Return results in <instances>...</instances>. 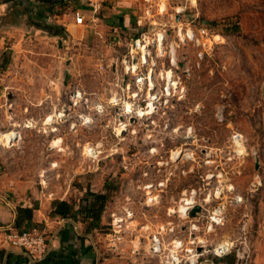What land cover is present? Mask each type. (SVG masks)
Segmentation results:
<instances>
[{
	"label": "rangeland",
	"instance_id": "obj_1",
	"mask_svg": "<svg viewBox=\"0 0 264 264\" xmlns=\"http://www.w3.org/2000/svg\"><path fill=\"white\" fill-rule=\"evenodd\" d=\"M168 2L169 13L153 17L157 28L144 29H168L170 48L177 25L190 23L203 42L175 45L172 94L161 84L157 108L128 110L147 101L146 93L134 97L135 87L127 90L122 82L120 58L136 27L113 46L93 34L80 43L68 40L70 61L56 69L51 88L64 89L53 101L69 107L52 111L58 153L36 176L29 170L46 163L34 152L16 156L13 165L36 178L40 195L62 193L72 183L70 199L78 200L88 188L113 186L107 205L134 210L132 231L142 237L138 253L151 259L146 264H161L148 253V234L163 227L168 246L172 226L185 243L196 239L198 264H212L220 244L229 245L223 256L233 264H264V0ZM177 8L182 11L174 18ZM170 57L157 58L156 76L169 68ZM78 90L82 96L73 105ZM89 147L99 154L90 155ZM193 192L203 207L195 217L182 210ZM141 223L148 230L138 228Z\"/></svg>",
	"mask_w": 264,
	"mask_h": 264
},
{
	"label": "crops",
	"instance_id": "obj_2",
	"mask_svg": "<svg viewBox=\"0 0 264 264\" xmlns=\"http://www.w3.org/2000/svg\"><path fill=\"white\" fill-rule=\"evenodd\" d=\"M141 2L0 0V130L21 133L11 146L0 143V251H5L4 264L9 252L13 254L9 264L27 263L22 250L12 247L8 241V234L18 230L15 221L19 206L34 208L32 222L25 228H41L49 238L51 251L41 264H134L138 260L146 264L151 260L133 253L130 242L121 253L108 248L106 230L110 204L99 228L89 229L80 218L51 216L52 202L70 200L74 185H65L59 194L40 195L36 178L27 176V170L21 166L13 165L16 156H30L34 152V158L40 157L46 163L45 167L38 169L36 165L29 170L36 176L51 168L47 163L58 153L53 146L56 130L52 111L69 107L63 101H53L54 95L63 96L64 89L61 87L54 92L51 88L57 79L56 69L63 60L67 64L70 61L65 57L68 40L80 43L93 34L95 39L107 40L112 46L115 42L121 43V33L136 26ZM75 11L83 15L82 24L76 22ZM63 70L67 73L69 69ZM27 122L32 125L27 126ZM64 150L62 146V152H66ZM230 259L216 257L211 262L231 264Z\"/></svg>",
	"mask_w": 264,
	"mask_h": 264
},
{
	"label": "built area",
	"instance_id": "obj_3",
	"mask_svg": "<svg viewBox=\"0 0 264 264\" xmlns=\"http://www.w3.org/2000/svg\"><path fill=\"white\" fill-rule=\"evenodd\" d=\"M168 1L142 0V13L137 17L135 26L137 33L128 40L126 53L120 58L123 70L122 82H124L126 89L132 90L133 85L135 87L134 97H138L141 93H146L147 96L144 106L139 105V102L136 105L135 103L128 105V110L137 114L144 113L143 110L145 108L150 110L157 108V104L160 101V93L162 94L163 92L159 88L161 84L165 95H171L172 90L177 87L174 75V68L178 65L174 54L176 51L175 45L180 46L188 43H193L197 46L203 45L196 28L190 23L183 26L180 22V25H177L176 39L171 42L170 48L168 47V29L159 28L157 31L144 29L147 24L157 28V22L153 17L169 13ZM188 1L192 5L195 4V0ZM180 11L182 9H176L174 18ZM75 20L80 24L84 22V17L80 11H75ZM167 48H169L168 53H166ZM165 56H171L168 59L169 68L165 69L163 73L160 72L159 76H156V69L159 66L157 58L161 59ZM73 96L77 99L74 104H77L82 93L78 90L73 93ZM102 108L101 104L97 106L98 110ZM26 125L30 126L32 122H27ZM20 134L18 130H0V143L11 146L15 139L19 138ZM88 152L92 156H97L100 151L97 147H89ZM151 199L154 200L155 197ZM183 204L182 210L185 215H188L190 210L196 205L195 193L193 192L188 198H184ZM107 206L105 210L108 209ZM109 212L111 218L106 230L108 248L114 253H121L124 245L130 242L133 253L138 254L142 237L138 232L134 234L132 231V229H135L133 227L136 226L133 223L136 220V216L132 207L125 204L122 210L115 211L112 208ZM139 227L140 229L145 228V230H148V224L141 223ZM169 230L174 237L168 246L163 234V227L159 231L148 234V253L153 257H157L161 264H198L199 257L195 247L196 239L193 238L188 243H185L174 226L170 227ZM8 241L12 247L22 250L27 258V264H41L51 251V244L46 232L38 227L12 231L8 234ZM228 252H230V247L226 244H220L215 249L217 257H223ZM0 264H4L2 259H0Z\"/></svg>",
	"mask_w": 264,
	"mask_h": 264
},
{
	"label": "trees",
	"instance_id": "obj_4",
	"mask_svg": "<svg viewBox=\"0 0 264 264\" xmlns=\"http://www.w3.org/2000/svg\"><path fill=\"white\" fill-rule=\"evenodd\" d=\"M113 186H107L105 190L94 191L88 188L86 194L78 200H61L56 199L52 202L51 216H59L62 218H80L81 221L87 223L89 229L101 227V220L106 205L111 199L110 190ZM33 207L19 206L17 209V217L15 227L18 230L25 229L32 222ZM5 251H0V259H3ZM13 254L7 253L6 264H9ZM233 264V260L229 261ZM27 264V263H25Z\"/></svg>",
	"mask_w": 264,
	"mask_h": 264
},
{
	"label": "water",
	"instance_id": "obj_5",
	"mask_svg": "<svg viewBox=\"0 0 264 264\" xmlns=\"http://www.w3.org/2000/svg\"><path fill=\"white\" fill-rule=\"evenodd\" d=\"M178 18H179V17H178ZM202 209H203L202 205H200V204L195 205V206L190 210L189 215H190L191 217H195V216H197V214H198L199 212L202 211Z\"/></svg>",
	"mask_w": 264,
	"mask_h": 264
}]
</instances>
